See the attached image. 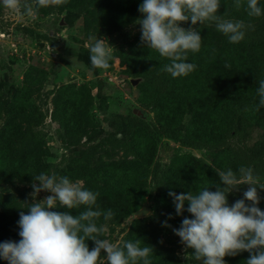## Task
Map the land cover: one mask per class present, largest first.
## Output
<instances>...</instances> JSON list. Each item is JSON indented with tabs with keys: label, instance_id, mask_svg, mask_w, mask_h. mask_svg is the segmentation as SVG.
Masks as SVG:
<instances>
[{
	"label": "trees",
	"instance_id": "1",
	"mask_svg": "<svg viewBox=\"0 0 264 264\" xmlns=\"http://www.w3.org/2000/svg\"><path fill=\"white\" fill-rule=\"evenodd\" d=\"M68 2L71 9L65 21L82 16L87 31H120L128 44L117 56L126 66L125 73L141 78L137 85L138 101L152 113L151 120L134 113H110L103 118L109 130L96 143L79 151V161L74 164L73 171L82 179L84 190L99 193L93 210L106 212L111 209L114 213L108 221L101 216L98 226L125 218L144 200L149 173L147 164L152 155L146 153V143L150 139L157 143L162 137H169L180 146L203 149L207 156L206 160L190 152L175 153L165 166L155 163L151 189L157 193L166 226L180 228L184 218H194L187 211L188 202H185L183 214L177 213L170 192L198 194L206 187L216 191V185L223 186L218 172L232 169L239 175L241 166L254 169L259 177L257 187L264 184V106H259L258 95L260 82L264 81V0H258L262 9L260 17L248 16L247 0H240L239 8L235 7L236 0H220L218 14L252 27L246 30L243 41L231 43L214 23L197 24L196 31L202 37L201 48L198 52L187 53V62L195 64L196 68L178 78L162 71L171 61L142 41V31L134 41H129V34L123 32V27L139 23L143 18L139 11L143 0ZM54 10V5L47 7L49 13ZM181 25L192 26L191 21ZM22 30L35 38L50 39L30 27L22 26ZM29 95L24 85L11 97L0 100V117L4 119L0 131V243L19 242L20 212H27L29 204L33 203L21 199L6 186L15 181L32 182L36 175L51 168V163L45 159L48 156L45 133L39 128L47 117V110H43L46 101L43 99L36 105L29 101ZM91 106V93L87 89L75 91L71 84L61 87L54 96L50 119L63 129L67 147L94 140L97 121L90 112ZM249 124L261 131L260 142L251 148L246 146ZM139 133L145 135L144 140ZM248 187L240 185L234 189L228 195L229 205L245 199ZM258 194L260 203L257 206L264 211V189L258 188ZM246 203L251 206L250 201ZM52 210L78 215L86 211L87 206ZM101 238L107 239L106 234ZM137 240L142 247H153L149 257L151 264H187L144 219L132 224L126 243ZM87 243L90 250L95 247L94 241ZM186 249L195 259L194 250L187 246ZM103 256L102 253L101 258ZM250 256V252L243 251L236 256H226L225 261L226 264H246ZM195 261L203 264L202 259ZM0 264H8V261L0 257Z\"/></svg>",
	"mask_w": 264,
	"mask_h": 264
},
{
	"label": "clouds",
	"instance_id": "2",
	"mask_svg": "<svg viewBox=\"0 0 264 264\" xmlns=\"http://www.w3.org/2000/svg\"><path fill=\"white\" fill-rule=\"evenodd\" d=\"M65 0H0L3 7L22 16L32 17L35 7L61 5ZM220 0H143L139 11L143 18L142 41L156 50L171 63L162 71L178 78L193 72L196 65L187 62V53L198 52L202 37L195 28L185 29L180 25L191 21L192 25L214 23L217 30L229 38L231 43L245 39L246 30L252 25L243 21H233L218 14ZM236 8L241 7L236 0ZM249 17H260L262 9L258 0H247ZM94 43L90 46V61L94 68L108 69L113 59V47L107 41L90 36ZM228 65H226L227 67ZM259 106H264V81L258 88ZM259 106L257 110H259ZM221 185L216 191L203 188L198 194H176L173 197L178 214L187 211L194 218H184L182 226L175 230L182 242L194 250V257L203 264H226V256H236L240 252L251 253L246 264H264V211L260 203L258 188L264 189L252 167L241 166L239 175L232 169L220 171ZM39 182V185L36 182ZM240 185H248L245 199L229 205L228 195ZM31 194L35 200L29 204L27 212H20L19 242L0 243V257L8 264H99L102 253H106L108 264H151L149 257L153 247L141 246L140 240L127 242L123 248L101 237L107 233V225L97 221L103 216L111 220L114 213L93 210L97 204L98 192L84 190L80 182H72L68 177L49 175L41 172L34 177ZM41 191L50 192L43 200L36 199ZM246 201L251 202L249 206ZM81 205L87 210L78 215L70 211H53L54 208L77 209ZM59 206V207H58ZM88 240L95 243L89 249Z\"/></svg>",
	"mask_w": 264,
	"mask_h": 264
},
{
	"label": "rangeland",
	"instance_id": "3",
	"mask_svg": "<svg viewBox=\"0 0 264 264\" xmlns=\"http://www.w3.org/2000/svg\"><path fill=\"white\" fill-rule=\"evenodd\" d=\"M31 3L32 0H29ZM52 13L47 12V7H35L32 17L22 16L3 7L0 3V100L11 97L16 89L24 86L30 92L29 101L36 105L43 104L47 110V117L39 128L45 133V146L48 150L46 161L51 163V168L46 174L68 177L72 182H80L73 171V166L79 161L80 150L96 143L108 130L109 124L103 118L112 112L134 113L147 120L152 119V113L140 105L138 101V83L141 78L131 76L124 72L125 65L120 63L117 55L127 48L120 31L111 33L102 31H87L83 26V17L79 16L73 21H65L69 9V2L54 5ZM22 26L32 28L36 33L48 35L49 40L35 38L26 34ZM187 29H198L197 25H180ZM139 23L123 27V32L130 36L129 41H134L141 31ZM90 36L102 38L113 47V59L109 62L108 69L94 68L90 61V46L94 41ZM72 85L75 91L87 89L92 96L90 112L97 121V132L92 142H84L75 147H67L64 143L63 129L51 121L50 113L53 109V98L64 85ZM4 119L0 117V131ZM249 137L247 147H254L261 140V131L253 124L248 125ZM145 139L143 133H139ZM84 140V139H83ZM82 140V141H83ZM151 141V142H150ZM147 141L148 160L147 186L144 200L137 203L134 210L125 218L105 223L107 225V239L120 246L126 243L132 224L144 219L147 224L156 228L163 242L172 247L181 261L187 264H197L187 252L185 244L176 235L177 227L166 226L162 221L163 209L158 203L156 191L151 189V172L155 163L161 167L169 163L175 153L190 152L207 160L203 149L180 146L169 137H162L157 143L151 139ZM154 144V149L151 146ZM147 163V162H146ZM33 182L15 181L6 188L15 192L21 199L35 202L32 187ZM39 185V182H36ZM50 192L41 191L36 199L43 200ZM147 202L149 211L138 215L137 211ZM99 264H108L106 253Z\"/></svg>",
	"mask_w": 264,
	"mask_h": 264
},
{
	"label": "water",
	"instance_id": "4",
	"mask_svg": "<svg viewBox=\"0 0 264 264\" xmlns=\"http://www.w3.org/2000/svg\"><path fill=\"white\" fill-rule=\"evenodd\" d=\"M149 211L147 202H144L142 207L137 211L138 215H143Z\"/></svg>",
	"mask_w": 264,
	"mask_h": 264
}]
</instances>
